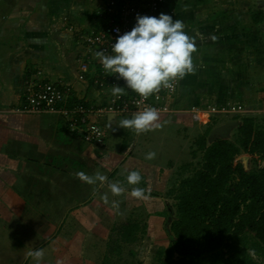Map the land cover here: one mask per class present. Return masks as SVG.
Listing matches in <instances>:
<instances>
[{"label":"rangeland","instance_id":"obj_1","mask_svg":"<svg viewBox=\"0 0 264 264\" xmlns=\"http://www.w3.org/2000/svg\"><path fill=\"white\" fill-rule=\"evenodd\" d=\"M263 2L264 0H210L202 3L201 0H186L177 3L178 9L169 13L173 19L184 23V31L194 39L196 49L192 53L193 71L179 81L180 105L183 107L188 102L201 103L202 97L213 94L215 102L244 104L247 111L244 115L231 118L203 116L201 124L205 130L231 121L241 122L247 116L256 117L261 123L264 119V29L255 24L252 16L254 10L264 8ZM197 9H205L210 14V19L196 14ZM189 12L194 17H190ZM234 14L237 15L236 20ZM10 108L6 107L0 114L1 123L11 122L12 114L15 113ZM118 118L117 129L120 133L127 132L128 138L130 131L121 127V121L128 117ZM26 123L39 125L34 119L25 122L19 118L16 125L20 132L19 138L23 137L19 140L44 138L40 127L34 130L29 129V126L23 128L22 125L26 126ZM238 126L229 129V138L234 136ZM12 133L11 130L4 129L0 136L13 139L15 131ZM198 138L196 137L195 142ZM4 141L0 142V158L7 162L2 165L6 171L10 170L7 166L12 158L18 164L11 165L21 168L18 170L24 177L17 180L14 188L0 187V264H37L35 258L29 255L37 249L42 251L39 264H156L159 251L170 242L169 230L175 217L180 183L202 161V152L196 142L192 152L199 151L198 156L193 154L192 161L188 160L184 164L192 162L193 166L188 168L180 165L174 175L172 194L157 195L171 206L170 212L164 211L163 221H157L156 224L152 221L148 223L147 219L151 214L162 215L157 211L161 208L156 207L157 202L151 205L150 202H143L131 195L113 196L104 189L100 194L94 195L91 189L79 186L72 175L66 174L63 168L67 169L71 163L64 162L68 156L57 158L59 163L55 164L43 162L37 169V162L30 161L33 167L26 166L29 157L26 158L21 152L28 150L27 147L16 143L6 145ZM86 153L94 155L90 149ZM81 154L72 155L71 161L77 162L76 166L79 161L87 160ZM34 156L40 158L38 153ZM185 156L183 154L182 157ZM187 158L188 155L185 159ZM243 161L248 169L264 166L262 159L248 154ZM103 175L108 174L104 172ZM153 200L155 198H152V202ZM85 203L90 208L81 213V206ZM121 205L126 209L119 208ZM134 222L142 226L145 224L146 230L142 235L138 233L136 241L127 242L122 234L124 226Z\"/></svg>","mask_w":264,"mask_h":264},{"label":"crops","instance_id":"obj_2","mask_svg":"<svg viewBox=\"0 0 264 264\" xmlns=\"http://www.w3.org/2000/svg\"><path fill=\"white\" fill-rule=\"evenodd\" d=\"M185 1L167 0L165 4L166 13H174L179 7L176 4ZM209 1L201 0L202 3ZM101 3L102 0H0V114L6 107H11L10 111L15 113L12 114L11 122H0V132L4 129L11 130V133L15 131V138L5 139L0 136V139H3L1 141L5 140L6 145L7 143H16L19 146L27 147L28 150L21 153L26 158L29 157V163L23 162V164L26 163L28 164L26 166L33 167L30 163L37 162V169L44 163H57L56 159L62 155L68 156L64 162L71 163L67 169L62 168L66 174L73 176L76 184L88 187L94 195L100 194L103 189L111 193L108 188L109 183H119L125 189L121 194L122 196L131 195L133 187L143 189L145 195L140 200L148 201L151 205L157 202L156 207H161L157 211L162 215L154 216L151 214L147 219L148 223L152 221L157 224V221L158 223L163 221L164 211L170 212L171 206L168 203L165 204L157 195L172 194L176 171L180 165L189 168V164L192 163L189 162L192 161V155L195 153L192 151L195 150L196 137L207 134L208 143L212 142L210 138L212 128L205 130L204 125L194 119L190 107L206 102L212 104L226 102H215L213 100L214 95L206 93L207 96L201 98V103L188 102L186 103L187 106L182 107L180 105L179 86L173 99L176 110L169 114H159L157 123L160 126L151 131L138 134L134 129L127 128L130 131L128 138L127 132L121 131L120 133L117 129L118 117H123L122 115H94L92 119L102 125L105 131L106 142L104 146H94L85 142L81 136L72 133L66 118L60 115L19 113L16 111L22 102L24 81L30 72L37 68H42L54 80L67 78L73 82L76 86L75 100L77 102H104V96L95 86L94 88H86L84 82L80 80L79 56H81V49L77 44L78 31L96 30L100 26L96 12ZM189 13L190 17H194L191 15L192 12ZM195 13L210 19V14L205 9H197ZM236 17L237 15L234 14V19ZM70 25H73V31L69 29ZM19 118L25 122L34 119V122L39 124L38 126L26 123L27 125L24 126V124L22 127L29 126V129L32 130L40 127V133L44 138L19 140L23 138L22 136L19 138L20 132L18 125H16ZM87 149L92 150L94 155H92L93 153H86ZM98 152L100 154H96ZM149 152L155 153L154 158L150 160L145 158ZM35 153L39 154V159L35 158ZM80 153L87 160L79 161L78 166H76L77 162L74 163L71 158L72 155H79ZM183 154L188 155V158L185 159L186 156L183 158ZM245 156L246 154L241 155L242 161ZM188 160L189 164L184 165ZM5 162L7 160L0 158V187L14 188L17 180H20V177H24V175L20 174L21 171L18 170L21 168H14L11 165L12 163L18 164L15 160L11 158L8 161L10 167H7L11 169L7 171L2 165ZM133 170L139 171L142 176L138 185L127 184L126 176L128 172ZM78 172H84L89 176H93L97 172L102 175L105 172L108 175L105 182L97 181V183L90 185L77 177ZM42 177L44 178V176ZM5 180L7 181L5 182ZM152 198H155L153 202ZM86 204L81 206V213L90 208V205L86 206ZM91 207L94 208V206ZM121 207L126 209L123 205L119 208Z\"/></svg>","mask_w":264,"mask_h":264},{"label":"trees","instance_id":"obj_3","mask_svg":"<svg viewBox=\"0 0 264 264\" xmlns=\"http://www.w3.org/2000/svg\"><path fill=\"white\" fill-rule=\"evenodd\" d=\"M252 16L263 23V10ZM208 142L207 134L197 139L202 161L180 183L170 242L156 264H264V166L248 169L240 158L264 161V119L244 117L232 138ZM144 225H125L124 239L136 241Z\"/></svg>","mask_w":264,"mask_h":264},{"label":"built area","instance_id":"obj_4","mask_svg":"<svg viewBox=\"0 0 264 264\" xmlns=\"http://www.w3.org/2000/svg\"><path fill=\"white\" fill-rule=\"evenodd\" d=\"M167 0H102L96 17L100 26L94 30L78 31L77 44L81 49L79 56L80 80L86 88L99 90L104 102H77L76 86L67 78L52 79L42 68L30 72L23 84L22 102L16 108L19 113H52L66 118L69 130L94 146H104L106 135L102 125L94 121V115H123L131 118L147 107L159 114H169L176 110L173 99L179 89L180 78L168 86L142 99L136 92L126 88L125 81L117 75L106 73L96 52L104 50L110 54L117 36L130 31L136 23L137 14L158 16L166 13ZM69 29L74 30L73 25ZM114 85L124 87L123 94L112 95ZM194 119L202 122L203 116L210 118L244 115V104L226 102L223 104L192 105ZM214 117V118H215Z\"/></svg>","mask_w":264,"mask_h":264},{"label":"clouds","instance_id":"obj_5","mask_svg":"<svg viewBox=\"0 0 264 264\" xmlns=\"http://www.w3.org/2000/svg\"><path fill=\"white\" fill-rule=\"evenodd\" d=\"M184 28L182 21L173 19L169 14H137L132 29L117 36L111 53L105 54L104 50H100L96 52V56L106 73L117 75L125 81L126 88L136 92L142 99H147L162 86H168L171 81L182 79L193 71L192 53L196 50L195 42ZM123 89L124 87L114 85L112 95L123 94ZM158 120L159 113L154 108L147 107L131 118L122 120L121 127L132 128L139 134L158 128ZM154 156V152H149L145 158L150 160ZM76 175L90 185L107 180L99 172L93 176L84 172ZM126 180L128 185H138L142 176L139 171L133 170L128 172ZM108 188L113 196H119L125 190L119 183H109ZM130 194L137 199H142L145 195L144 190L139 187H133ZM29 255L39 264L42 251L37 249Z\"/></svg>","mask_w":264,"mask_h":264},{"label":"water","instance_id":"obj_6","mask_svg":"<svg viewBox=\"0 0 264 264\" xmlns=\"http://www.w3.org/2000/svg\"><path fill=\"white\" fill-rule=\"evenodd\" d=\"M263 6H264V2H263ZM257 10H263V12H264L263 7H260ZM260 26H262V28L264 29V21ZM241 123H242V121L240 122V121L236 120V121L227 122L225 124H221V125L217 126L216 128L213 129V131L211 133V140L214 141L217 138H229V134H228L229 129L234 128Z\"/></svg>","mask_w":264,"mask_h":264}]
</instances>
